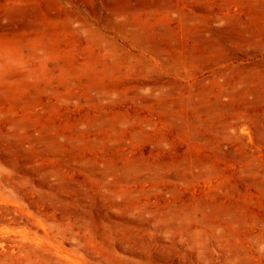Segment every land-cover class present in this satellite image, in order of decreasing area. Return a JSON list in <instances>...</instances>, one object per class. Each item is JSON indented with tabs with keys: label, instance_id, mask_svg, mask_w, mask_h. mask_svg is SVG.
Wrapping results in <instances>:
<instances>
[{
	"label": "rangeland",
	"instance_id": "374dc122",
	"mask_svg": "<svg viewBox=\"0 0 264 264\" xmlns=\"http://www.w3.org/2000/svg\"><path fill=\"white\" fill-rule=\"evenodd\" d=\"M0 264H264V0H0Z\"/></svg>",
	"mask_w": 264,
	"mask_h": 264
}]
</instances>
